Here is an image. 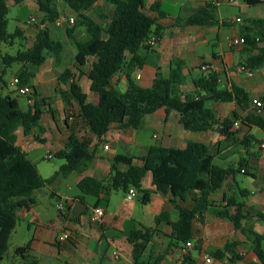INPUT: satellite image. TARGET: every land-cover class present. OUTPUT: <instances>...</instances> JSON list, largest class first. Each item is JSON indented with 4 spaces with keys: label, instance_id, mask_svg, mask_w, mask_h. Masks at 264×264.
Wrapping results in <instances>:
<instances>
[{
    "label": "trees",
    "instance_id": "obj_1",
    "mask_svg": "<svg viewBox=\"0 0 264 264\" xmlns=\"http://www.w3.org/2000/svg\"><path fill=\"white\" fill-rule=\"evenodd\" d=\"M15 5L25 0H0V41L6 35V13L8 2ZM75 17L71 27L66 28V34L73 41L76 49L74 56L75 67L85 66L88 58H93L89 70L85 74L90 82V91L97 94L98 103L93 105L87 101V96L75 83H68L74 78L71 70L67 69L58 77V83L67 85V89L56 88V94L63 102L68 99L74 101L79 115L86 121L89 131L97 138H101L112 124H118L122 129H138L146 115L164 109L166 116L176 114L179 124L185 131H208L218 126L220 133L227 131L233 123H218L213 111L207 103H233L235 108L242 110L249 102V95L237 86L230 89H220L219 78L215 73H200L193 80L194 91L180 93L179 89L186 84L183 73L184 62L175 61L170 67L167 77L157 71L150 88L138 86L132 79V74L145 63L142 52L149 50L146 42L151 36L161 38L163 28L157 24L158 18L165 14L158 10V4L149 10L158 12V18H153L144 12L143 0H107L112 7L109 17L95 5L96 0H62ZM248 6L262 5V0H243ZM39 11L43 14L41 28L38 29L30 48L19 51L15 57H1L0 83L4 69L13 63H20L17 72L18 86L30 85L34 77V69L44 63L46 56L51 54L59 62L63 44L51 37V29L60 18L61 13L56 9L54 0H36ZM97 16V20L93 18ZM179 26L211 27L214 25L211 7L206 6L188 18H176ZM78 28H83L85 34L79 39L73 35ZM21 29L16 28L14 35L22 36ZM244 48L242 52L256 51L247 57L244 64L251 69H258L264 64V21L248 20L241 28ZM122 72L126 80L124 92H118L110 82L112 78ZM31 86V85H30ZM33 104L26 111L19 108L16 98L7 94L0 95V261L8 247L11 233L16 227V212L28 208L32 204L30 197L46 186H50L61 172H72L80 168L91 159L90 142H80L71 135L64 145V149L55 154L58 159L65 160L59 171L44 179L40 176L37 166L31 162L16 146L15 131L19 126L27 134L37 126L42 109L47 105L48 98L37 99L34 87L31 86ZM16 92V91H15ZM263 106L258 110L253 108L242 119L244 126L256 128L264 133V95L259 98ZM54 115V111L49 110ZM254 143L262 142L252 135ZM134 161L141 162L137 166ZM218 159L215 161L208 155L207 146L203 143L189 142L182 149L151 146L141 157L118 155L111 160L110 177L107 182L93 178H82L76 185L82 197L95 199L94 207L99 203V196H109L120 191L127 193L133 188L139 195L141 205L150 201L154 193L169 197V203L176 211L175 221L169 220V214L162 211L155 217V225L165 223L171 229L170 248H178L193 240L194 222L203 225L205 215L209 212L219 219L230 222L251 244V250L260 264H264V235L259 234L248 226L246 220L253 218L264 222V211H254L243 201H238V195L223 196L221 204L216 205L211 196L221 190L229 179L235 183L236 174L254 178L248 174L249 169L243 161L235 166L221 167ZM120 165L127 166L126 171L119 169ZM146 174H150L153 190L142 188V181ZM191 198V206L185 203ZM224 203V204H223ZM254 212V213H251ZM151 229L137 228L134 221L126 223L124 235L132 244L133 264H161L163 255L157 256L153 262L144 259L143 254L154 235ZM237 242H227L221 249L211 253L216 259H222L230 254L229 261L241 260L233 247ZM30 242L15 249L24 264H36L30 255ZM182 264H187L184 261Z\"/></svg>",
    "mask_w": 264,
    "mask_h": 264
},
{
    "label": "crops",
    "instance_id": "obj_2",
    "mask_svg": "<svg viewBox=\"0 0 264 264\" xmlns=\"http://www.w3.org/2000/svg\"><path fill=\"white\" fill-rule=\"evenodd\" d=\"M26 2L32 11L39 14L37 16H43L38 9L36 0H25L23 3ZM234 2L235 0H225V4L230 6ZM262 2L264 5V0ZM104 3H107V0L105 2L96 0L95 5L102 7ZM143 3L144 12L149 16L158 18V12L149 10L154 4H158V10L163 12L165 16L157 19V24L163 28L161 38L154 49L142 52L145 63L132 74L133 81L142 88H150L157 71L163 77H167L172 64L181 60L184 62L183 73L186 77V84L179 91L187 94L194 91L192 80L201 73L199 67L202 64H208L217 71L220 89H230L233 85L242 88L249 95V102L244 104L242 110H237L233 103H207L218 123H237L238 128L234 129L232 125L223 133L219 132L218 126H213L208 131H185L179 124V116L176 114L166 116L164 109H159L153 114L146 115L141 126L136 130L122 129L118 124H112L108 131L97 139L89 131L86 121L79 115L78 107L74 101L68 99L67 102H63L56 94V88L67 89V85L58 83V77L62 72L69 69L74 74V78L68 83L75 82L86 94L89 103L93 105L98 103V96L90 91V82L85 75L93 58H88L85 66L76 69L74 61L76 49L73 41L66 34V28L71 27L67 19L75 17V14L74 16L61 15L58 19L61 21V26L56 27L54 25L52 28L58 31V37L66 36L69 41L67 55H63L62 51L59 62H56L54 56L49 54L44 63L34 69V77L31 79L30 85L34 87L39 101L43 98L49 100L47 105L42 108L44 113L40 116L36 127L27 134L23 133L21 126L17 128L15 131L16 146L31 162L36 164L38 172L41 160H48L46 159L48 154L55 157L56 153L64 149V145L71 135H74L80 142H90L91 159L76 171L59 173L52 183L55 184L53 188L46 186L48 196L56 198L54 206H51L44 199L43 194L46 193H44L43 188L30 197L32 204L28 208L20 209L15 213L17 223L25 224L28 232L31 225L34 227L29 238L30 255L36 264H50L53 260L61 261L62 264H133L132 244L124 235V228L126 223L134 221L137 228L142 227L156 231L143 254V258L149 259L151 262L156 257L151 255V246L164 237L167 241V258L168 261L170 260V264H182L184 261L187 264H194L187 256L192 248V242H198L194 247L200 248L202 252L206 250V253L210 247H213L215 251L221 249L227 242H237L233 250L241 257V260L235 259L232 264L237 261L241 264H260L245 236L235 230L230 222L216 218L209 212L205 215L203 225L195 221L200 225L199 229L196 230V223L194 222L193 240L189 242L190 247L188 249L182 245L168 250L171 235L169 226L162 223L158 226L154 224V227H146L139 214L138 218L134 219L137 205H140L143 206V209L152 207L154 219L162 211H165L169 214V220L175 221L176 211L169 203L167 196L154 193L150 196L148 204L141 205L137 193L133 197H130L128 192L124 194L120 191L111 193L109 196L100 195L97 206L103 209L104 217L99 223H91L89 214L94 208L95 199L90 201L82 197L84 200L82 202L80 194L71 193L77 183L85 177L107 182L110 177L111 160L118 155L141 157L146 154L151 146L161 145L182 149L189 142L205 144L210 157L215 161L221 159L219 161L221 167L235 166L243 161L249 168L247 173L254 176V178H249L253 180L255 187V183L259 182L262 177L264 178V149L259 148L261 142L254 143L250 138L252 135L255 136L258 129L244 126L241 122V119L254 108L252 101L264 95V64L258 69H253L251 77L242 75L237 72V66L244 64L247 57L256 54V51L243 53L244 45L237 49L229 45L230 40L242 37L241 28L247 23L238 25L242 23L239 16L223 14L219 7L221 0H143ZM206 6L211 7L213 26H179L176 24V18L184 20ZM241 6L248 7L244 2ZM105 14L109 17L112 15L111 6L109 12ZM237 19L240 21L237 22ZM255 20H260V18ZM41 27L40 25L37 28L36 33ZM225 30L228 36L223 42L221 33ZM84 34V29L78 28L73 38L79 39ZM51 37L58 40V37H53L52 29ZM257 71H259L258 75L255 74ZM110 85L118 92H124L126 80L123 73L116 74ZM26 100L25 98V102ZM18 105L22 111L31 107L27 105V102L26 110L22 108L19 102ZM49 110L54 111V115ZM262 114L264 116V107ZM104 145H107L108 148L104 149ZM133 164L140 166L141 162L134 161ZM119 169L126 171L127 166L120 165ZM240 175L245 176L244 174ZM234 180L235 183L229 179L221 190L214 193L211 196L212 201L219 205L223 196L238 195L242 191V196L238 198V201H243L247 207L254 211H264V187L257 186L256 189L260 190L262 194L256 192L251 196L250 201H245L244 199L254 192L248 193L246 189H241L236 181V175ZM142 188L154 191L150 174H146L144 177ZM59 203L64 204L62 215L56 209V205ZM180 204L190 207L191 198L188 197L185 203ZM260 207L263 208L260 209ZM209 220L214 224L212 230L207 228V221ZM250 220L256 219L250 218L245 223L251 226L255 232L264 235V233L258 232L255 226L248 224ZM62 233H67L69 239L59 243L58 237ZM209 238H212L215 244L209 243ZM220 245L223 246L220 247ZM243 247L249 249L246 257L244 252L239 251ZM114 253L118 255L116 259L113 257ZM211 253L208 254L211 255ZM208 254L204 258L200 254L197 257L193 255L191 257L196 259V264H225V261L230 262V254H226L220 260H216ZM206 257L209 258V261L206 260ZM164 260L165 256L163 255L161 264H167L163 262Z\"/></svg>",
    "mask_w": 264,
    "mask_h": 264
},
{
    "label": "rangeland",
    "instance_id": "obj_3",
    "mask_svg": "<svg viewBox=\"0 0 264 264\" xmlns=\"http://www.w3.org/2000/svg\"><path fill=\"white\" fill-rule=\"evenodd\" d=\"M29 1V0H28ZM105 2L106 0H101ZM54 4L56 9L63 14H67L68 16H74V13L62 2V0H54ZM242 0H235V2L230 6L228 4H225V0H221V3L219 4L220 9L222 10L223 14H230V15H237L242 19V23H239L238 25H244L247 23L248 19H256L260 18V20L264 21V5H257V6H248L243 7ZM101 10H103L104 13L109 12L110 6L107 3H104L102 7H98ZM38 13H35L31 10L29 4L21 3L18 5L13 4L11 1L8 2V10L6 13V35L4 40L0 41V56L1 57H15L19 51H23L26 48H30L33 44L34 36L36 33L37 28L41 25V20L43 16H37ZM39 15V14H38ZM35 19V24H27V21L31 18ZM30 17V18H29ZM74 18V17H73ZM93 18L97 20V16L93 14ZM237 26V25H235ZM16 28H19L22 30L23 34L22 36H15L14 32ZM58 31L55 30V28H52V35L53 37H58ZM227 31L221 33L222 41H226ZM26 35V36H24ZM65 35V34H64ZM28 36V38H27ZM62 44H63V55L66 54L67 48L69 47V41L67 40L66 36H60L57 38ZM21 67L20 63H13L9 68L4 69V74L1 77L2 82L0 83V95L4 96L6 94H11L13 98H16L19 102V104L22 106L24 110H26V102L25 98L23 96H17V93L15 92V87L11 85V82L14 77L17 75V71ZM2 68L1 62H0V69ZM261 72V71H260ZM259 71H257L255 74L258 75ZM262 73V72H261ZM64 160L58 159L56 157H53L51 160H41V165L39 167V174L42 178L47 179L51 177L54 173L59 171V168L62 164H64ZM236 181L239 185V187L242 189H246L249 193L250 191H253L254 193L246 197L245 201H250L252 199L251 196H253L256 192L259 194H262L260 190L256 189L257 186L264 187V178L262 177L259 182L255 183L256 187L253 186V180L249 177L236 174ZM55 184H51L50 187L53 188ZM43 190V189H42ZM43 197L46 200V202H49L51 206H54L56 204V198L50 197L47 194L46 187L44 188ZM76 194H80L76 187L73 188V191ZM121 195V194H120ZM85 198L89 199L90 201H93L94 199L89 196H85ZM259 207V206H257ZM263 207H260L262 209ZM254 213V212H251ZM138 214L143 222V224L146 227H154V212L152 210V207H146L143 209V206L137 205V212L134 215V219L138 218ZM196 223V230L200 228V225ZM248 224L255 226L256 230L260 233H264V222H258L257 220H250ZM214 227V224L212 221H207V228L212 230ZM34 227L31 225V228L29 232L26 229L25 224L22 222H18L16 224V227L12 234L10 235L9 241H8V247L6 250V253L3 256L2 261H0V264H24V261L21 259L20 256H18L15 253V249L19 247H23L25 244L29 242V238L31 237L33 233ZM209 243L212 245L215 244L212 240V238H209ZM198 242H192V248L189 251V254L187 255L190 257L191 263L196 264V259H193L191 256L197 257L199 254L202 258L208 253H211L214 251L213 247H210V250L203 251L199 248L197 249L196 246ZM220 244V243H219ZM167 241L164 237L162 239L157 240V242H154V244L151 246L150 251L152 256H160L164 255L165 260L163 262L170 264V260L168 261L167 254L168 251L166 250ZM223 245H220L222 247ZM241 253H245V257L247 256V253L249 249H246V247L239 250ZM239 253V252H238ZM211 256L210 254H208ZM238 262V261H237ZM235 263V264H241V263ZM50 264H62L61 261L53 260ZM225 264H232L228 261H225ZM255 264V263H250Z\"/></svg>",
    "mask_w": 264,
    "mask_h": 264
},
{
    "label": "built area",
    "instance_id": "obj_4",
    "mask_svg": "<svg viewBox=\"0 0 264 264\" xmlns=\"http://www.w3.org/2000/svg\"><path fill=\"white\" fill-rule=\"evenodd\" d=\"M237 22H239L240 20L237 19L236 20ZM67 22L68 24L72 25L73 22H74V19L73 18H69L67 19ZM28 24H35L36 21L34 18H30L28 21H27ZM55 26L56 27H60L61 26V21L60 20H57L55 22ZM158 44V39L155 37V36H151L149 38V40L146 42V45L149 47V49H154ZM230 47L234 48V49H237L241 46L244 45V40L242 37H239V38H235V39H232L230 40V43H229ZM237 72L241 73L242 75L246 76V77H251L253 75V69L247 67L245 64H240L237 66ZM199 71L203 74H208V73H215L216 74V69L208 64H202L200 67H199ZM18 79L17 77H14L12 82H11V85H13L15 87V90H16V93L17 95L19 96H23L25 97L27 100V105L28 106H32L33 104V99L31 97V94H32V89H31V86L30 85H25V86H22V87H19L18 86ZM252 104H253V107L256 108V109H260L263 104L261 103V101L259 99H254L252 101ZM233 128L234 129H237L238 128V124L235 123L233 124ZM104 149H107L108 146L107 145H104L103 146ZM259 148L260 149H264V141H262L259 145ZM53 156L48 154L46 156V159L50 160L52 159ZM136 194V191L133 189V188H130L128 190V195L130 197H133L135 196ZM56 209L58 210V212L60 213V215L63 214V211H64V204L63 203H59L56 205ZM104 217V211L102 208L100 207H94L90 214H89V220L91 223H99L101 222V220L103 219ZM69 239V235L67 233H62L59 237H58V242L61 243V242H65ZM190 247V243H186L185 244V248L188 249ZM113 257L116 259L118 257L117 254H113ZM206 260L209 261V258L206 257Z\"/></svg>",
    "mask_w": 264,
    "mask_h": 264
},
{
    "label": "water",
    "instance_id": "obj_5",
    "mask_svg": "<svg viewBox=\"0 0 264 264\" xmlns=\"http://www.w3.org/2000/svg\"><path fill=\"white\" fill-rule=\"evenodd\" d=\"M255 137L257 139H262L264 137V133L260 130L257 131V133L255 134Z\"/></svg>",
    "mask_w": 264,
    "mask_h": 264
}]
</instances>
